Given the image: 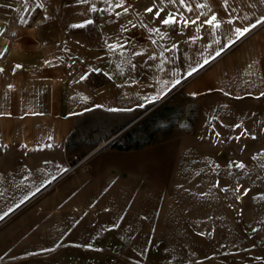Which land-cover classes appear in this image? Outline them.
<instances>
[{
	"label": "crops",
	"instance_id": "0c3cea01",
	"mask_svg": "<svg viewBox=\"0 0 264 264\" xmlns=\"http://www.w3.org/2000/svg\"><path fill=\"white\" fill-rule=\"evenodd\" d=\"M128 1L133 5L126 13L109 8L102 13L104 28L119 41L112 57L101 58L98 51L97 8L77 24L84 27L70 30L75 43L66 35L54 46L58 55L54 50L51 58L43 51L41 60L18 59L19 40L3 41L0 17V68L4 69L0 72V215L8 213L0 219V264H40L36 257L47 258L43 264H50L51 256L67 255V242L108 241L124 231L123 211L143 199L136 193L154 192L159 185L161 158L155 148L124 149L113 140L130 127L132 113L148 104L154 107L163 95L158 84L161 60H187L179 49L221 50L219 56L212 52L207 59L210 64L220 60L224 67L219 89L227 96L264 94V25L252 28L257 20H264V0H188L191 11L179 0H155L154 5L148 0ZM22 8L21 2L4 34L18 32L15 22ZM148 8L153 11L147 12ZM170 13L176 23L165 25L162 21ZM179 16L183 23H178ZM212 16L216 19L206 23ZM189 17L197 18L195 26ZM89 20L94 23L87 24ZM245 27L248 32L235 34L236 28ZM119 32L126 35L120 37ZM43 47L51 46L46 41ZM245 60L255 65L252 73L240 71L244 65L249 69ZM99 63L112 66L100 84L98 76L92 78ZM120 63L128 66L122 74L113 67ZM83 71H90V78L81 80ZM208 79L204 74L189 87L205 90L211 83ZM228 81H235L234 94L225 89ZM99 115L109 130L107 144L113 142L109 148L104 147L106 142L99 143L106 136L99 134ZM72 156L84 158V165L67 172ZM150 198L154 200V195ZM107 209V214L95 216ZM94 245L97 253L103 251L100 244Z\"/></svg>",
	"mask_w": 264,
	"mask_h": 264
},
{
	"label": "rangeland",
	"instance_id": "374dc122",
	"mask_svg": "<svg viewBox=\"0 0 264 264\" xmlns=\"http://www.w3.org/2000/svg\"><path fill=\"white\" fill-rule=\"evenodd\" d=\"M21 2V17L15 22L18 32L4 34ZM37 2L43 3L44 8L35 7ZM115 3L116 0L111 5L104 0H87V3L27 0L26 4L25 0H0L3 41L19 40V60H41L43 51L52 58L54 46L64 36L76 42L69 34L73 30L71 25H77L83 16L89 19L90 10L97 8L100 15L98 51L101 58L112 57L119 41L104 28L102 13L107 8L121 13L124 7L129 10L133 5L128 0L123 7H114ZM154 3L155 0L147 1L148 5ZM178 19L179 24L184 22L181 16ZM189 19L195 26L197 18ZM119 34L121 37L126 32ZM46 41L51 47L44 49ZM6 44L4 55L8 50ZM66 50L63 53L71 52ZM217 51L221 50L179 49L187 60H161L158 84L163 95L154 107L148 104L132 113L135 121L113 140L124 149L155 148L161 158L159 185L154 192L136 193L143 199L138 205L131 202L123 211L124 231L115 234L112 240L67 242V255L51 256L50 264H264V94L237 96L235 81H228L227 88L226 82H222L234 95L224 94L218 86L224 67L220 60L211 64L207 60L210 53ZM235 51V48L230 50L231 54ZM150 64L154 72V64ZM245 66L240 71L252 73L255 69L251 63H248L249 69ZM110 67L99 63L100 71L92 78L98 76L99 84L102 83ZM113 67L116 73L122 74L128 66L120 63ZM189 72L192 74L188 75ZM204 74L211 80L205 90L190 89V84ZM82 75L90 78L91 73L83 71ZM176 80L180 83L176 84ZM105 122L99 115V134L106 135L99 143L106 142L104 147L109 148L113 142L107 144L109 130L104 128ZM245 130L248 134H244ZM73 157L70 166L81 162L75 168L78 169L84 165V158ZM237 163H243L244 167H237ZM107 212L108 209L95 216ZM94 244H100L103 251L100 249L97 253ZM46 259L36 257V262L43 264Z\"/></svg>",
	"mask_w": 264,
	"mask_h": 264
},
{
	"label": "snow or ice",
	"instance_id": "6c2138e0",
	"mask_svg": "<svg viewBox=\"0 0 264 264\" xmlns=\"http://www.w3.org/2000/svg\"><path fill=\"white\" fill-rule=\"evenodd\" d=\"M25 2L27 4V0H25ZM79 2L80 3H87V0H79ZM125 2H126V0H116V3L114 5V7H123V5H124ZM169 2L170 3H176V0H169ZM104 3L111 5L112 4V0H104ZM179 3H180V5H183V6L187 7V10L188 11H191L192 10L191 7H188V0H179ZM225 3H227V0H225ZM44 6L45 5L43 3H40V2H37L36 5H35V7L41 8V9H43ZM197 6L198 7H203V5H197ZM92 10L95 11L96 9L93 8ZM123 10L126 13L128 11V8L127 7H124ZM146 11L147 12H152L153 9L152 8H148V9H146ZM156 15L158 16L159 15V12H157ZM215 19H216V17L215 16H212L211 19H209V20L206 21V23L211 24ZM91 23H94V21H91V20L87 21V24H91ZM162 23H164L165 25L175 24L176 23V19L170 13L169 16H168V18H165L162 21ZM192 23H195V21H193ZM185 24H187V21H185ZM257 25H264V20H257L256 23L252 25V28H255ZM71 26L72 27H84L85 25H71ZM150 31H153V32H157L158 33L159 32V29H150ZM248 31H249V29L247 27H245L243 29L236 28L234 30V32H235V34L237 36L243 35L244 33L248 32ZM220 54H221L220 51H217L216 52V56H219ZM205 63H207V61H205ZM17 67H20V65H17ZM3 71H4V69L3 68H0V72H3ZM92 71H97L98 72L100 70L99 69H92ZM193 71H195V69H193ZM191 74H192V72H189L188 73V75H191ZM80 79L81 80H84V79H86V77L82 75ZM175 83L176 84H179L180 81L179 80H176ZM9 87H11V86H9ZM83 99L84 100H87V97H83ZM235 127L239 128L240 125H235ZM244 134H248L247 133V130L244 131ZM217 135H219V134H217ZM237 138H239V137H237ZM236 166L239 167V168H243L244 167L243 163H237ZM37 191H39V189H37ZM237 191H239V189H237ZM26 198L27 197H25V199ZM237 198H239V197H237ZM21 202H23V201H21ZM9 211H12V209L10 208ZM7 215H8V213L5 212L3 215H0V219H3ZM253 231H256V229H253Z\"/></svg>",
	"mask_w": 264,
	"mask_h": 264
},
{
	"label": "built area",
	"instance_id": "2783aa9c",
	"mask_svg": "<svg viewBox=\"0 0 264 264\" xmlns=\"http://www.w3.org/2000/svg\"><path fill=\"white\" fill-rule=\"evenodd\" d=\"M73 159H76V157L74 156L73 157ZM81 162H79V163H77L76 165H74V166H68V170H67V172H70V171H72L73 169H75L76 168V166H78L79 164H80ZM50 186L48 185V186H46L44 189H47V188H49Z\"/></svg>",
	"mask_w": 264,
	"mask_h": 264
}]
</instances>
